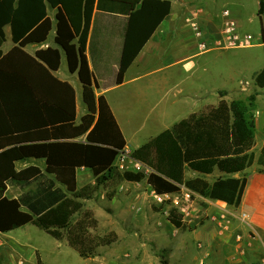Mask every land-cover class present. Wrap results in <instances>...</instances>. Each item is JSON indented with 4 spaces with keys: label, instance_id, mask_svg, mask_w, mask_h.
Instances as JSON below:
<instances>
[{
    "label": "trees",
    "instance_id": "obj_1",
    "mask_svg": "<svg viewBox=\"0 0 264 264\" xmlns=\"http://www.w3.org/2000/svg\"><path fill=\"white\" fill-rule=\"evenodd\" d=\"M49 9L56 10L55 45L32 55L25 47L45 43L54 29ZM171 10V0H0V37L7 40L5 28L10 26L15 44L6 52L0 49V233L33 224L58 240L66 238L81 256L93 257L111 239L91 234L90 229L97 227L91 211L80 219L76 216L83 210L82 200L91 199L99 186L116 177L146 181L157 195L180 193L185 187L240 206L248 179L235 174L256 159L252 109L256 95L248 98L249 104L222 99L133 150L132 157L151 169L148 174L120 172L115 166L127 140L107 98L95 90L87 57L93 16L95 11L127 16L118 62L119 73H125ZM258 15L264 47V0H259ZM90 50L96 59L92 41ZM63 52L69 70L78 73L83 85L87 112L80 120L74 86L54 74ZM255 83L264 87V68ZM30 158L44 159L45 171L35 165L18 169V162ZM257 164L264 172V145ZM82 167L91 169L95 185L78 187L77 171ZM216 169L226 175L211 182L206 176ZM186 170L202 175L187 178ZM9 185L28 190L11 198L6 194ZM169 220L177 228L187 227L175 210ZM38 264H43L40 258Z\"/></svg>",
    "mask_w": 264,
    "mask_h": 264
},
{
    "label": "rangeland",
    "instance_id": "obj_2",
    "mask_svg": "<svg viewBox=\"0 0 264 264\" xmlns=\"http://www.w3.org/2000/svg\"><path fill=\"white\" fill-rule=\"evenodd\" d=\"M258 7L259 0H195L183 4L182 11L192 16L196 11L200 14L199 9L207 8L219 19L220 30L223 31L225 19L222 12L229 9L242 35L252 36L250 47L215 49L197 57L199 71L196 76L202 89L216 87L227 90L228 101L243 99L249 104L248 98L256 95L253 113L261 111L260 119L264 120V87L255 83L256 75L264 68V47L261 43L263 22L258 15ZM186 23L190 25L187 19ZM9 43L10 40L6 48ZM78 100L82 113L86 105L80 90ZM262 136L264 132L256 130L253 147L255 162L241 174L261 172L257 157L263 143ZM115 166L123 172L118 167V160ZM128 170L139 169L129 163ZM150 170L148 166L142 168L145 174ZM208 178L212 181L215 175ZM95 182L93 175L89 181H84L85 184ZM150 188L146 181L132 182L116 177L99 186L91 199L82 200L84 207L76 219L91 211L97 220V227L90 229L91 234L111 239L110 243L96 249L95 256L83 257L66 238L57 240L37 226L28 224L0 233V264H38L39 258L43 264H113L121 255L126 261L125 254L128 252L135 256L129 264H243V260L234 257L237 249L239 254H243V247L240 246L243 237L240 242L236 238L238 234L243 236V230L238 228L239 225L234 227L232 216L231 221L228 220L230 215L222 208L231 211L227 205L219 206L194 194L192 200L195 203L188 216V220L191 218L192 221H186L187 227L181 229L169 220L171 210L180 214L174 196L161 200L154 196ZM17 192L18 189L12 187L8 194L12 196ZM231 212L233 215V210Z\"/></svg>",
    "mask_w": 264,
    "mask_h": 264
},
{
    "label": "crops",
    "instance_id": "obj_3",
    "mask_svg": "<svg viewBox=\"0 0 264 264\" xmlns=\"http://www.w3.org/2000/svg\"><path fill=\"white\" fill-rule=\"evenodd\" d=\"M171 1V13L164 19L140 55L125 73H119L118 62L127 16L119 13L107 14L96 11L93 16L89 32L87 57L94 72L95 90L98 96L104 95L107 98L127 140L126 150L131 153L151 138L171 128L191 114L206 111L210 107L218 105L222 99L228 100V95H221V92L227 90L216 87L202 89L197 83L196 76L199 71L197 57L215 49H226L222 45H215L214 42L222 39L219 19L207 8L199 9L201 10L199 21L204 29V36L209 41L207 43L208 49L202 50L199 47V38L193 32L191 26L186 23L189 16L182 11L183 4L195 0ZM55 14V9H49V15L54 21V29L48 41L41 44L27 45L25 47L27 52L34 55L39 49L55 45ZM95 24L96 32L93 34ZM5 30L7 40L4 41L0 37V49L6 52L15 44L12 41L11 27L6 26ZM8 40L11 43L6 48L5 45ZM91 41L96 59H93L91 55ZM54 74L60 80L68 81L74 86L77 98V117L80 120L87 112V107H84L82 113L80 112L78 100L79 90L82 93L83 100V85L78 73H72L69 70L64 52L61 67ZM254 115L256 130L264 132V120L260 119L261 111H254ZM127 132L131 134L128 135ZM74 140L83 141L85 137ZM262 141L261 149L264 145V136H262ZM130 143H132V146ZM30 165L39 166L45 171L46 161L30 158L17 163L18 169ZM258 167L261 168L260 165ZM247 170L248 168L245 171ZM253 172L254 174H235L237 177L246 176L248 179L239 207L228 205L220 200L209 198L207 200L216 205H227L231 211L233 210V215L229 211L228 220L231 221L230 217L232 216L234 227L239 225L238 228L243 230V243L240 244L243 247V254H239L237 249L234 253L235 259L243 260V264H264V172ZM187 173H189V176H187ZM92 175L91 169L79 168L77 171L78 187L81 188L87 184L95 185L96 182L84 183V181H89ZM200 175L202 174L193 170L186 171L187 178ZM212 175H215V178L211 181L208 176ZM224 175H226L224 172L216 169L213 174L207 175L206 178L213 182L216 178ZM12 187L18 189V192L11 196L8 191ZM150 189L153 192L152 188ZM27 190L9 185L6 194L11 198H17ZM195 196L203 197L199 194H195ZM243 213L249 214V217L245 220L242 219ZM122 257V255L118 256L113 264H129V260L135 256L128 252L125 254L126 261ZM88 259L91 260V258Z\"/></svg>",
    "mask_w": 264,
    "mask_h": 264
},
{
    "label": "built area",
    "instance_id": "obj_4",
    "mask_svg": "<svg viewBox=\"0 0 264 264\" xmlns=\"http://www.w3.org/2000/svg\"><path fill=\"white\" fill-rule=\"evenodd\" d=\"M199 15H200L199 11H196L192 14V16H189L187 18V21L190 23V26L194 31L195 35L197 36V38L200 39L199 42L200 49L207 50L208 39L204 37V29L201 25V22L199 21ZM222 16L225 19L224 29L222 31V39L214 41L215 45L217 46L222 45L223 48L226 49L250 47L251 46L250 41L252 39V36L249 34L242 35L237 22L231 15V11L229 9H225L222 12ZM117 160H118V167L123 171L129 169V163H133L134 166L137 169H139L136 171H142V168L146 167V165L143 164L141 161L133 158L131 152L127 151L126 149L121 152ZM182 190H184L185 192H183V194L181 195ZM182 190L180 193H175V194L157 195L154 191L152 193L154 194L155 197L161 200L163 198H170L174 196V203L179 207L178 211L182 215L183 221L186 223V221H190V220L192 221L191 218H189L188 220V216L190 214L189 209L191 208V206L194 205L195 201L192 200V196L194 195V193H192L190 190H188L185 187H182ZM180 196H182V198ZM222 208L226 214L227 213L229 214V211H227L226 207H222ZM248 217H249L248 213H243L242 219L245 220ZM242 237L243 236L241 234H238L236 237L237 241L240 242L242 240Z\"/></svg>",
    "mask_w": 264,
    "mask_h": 264
}]
</instances>
